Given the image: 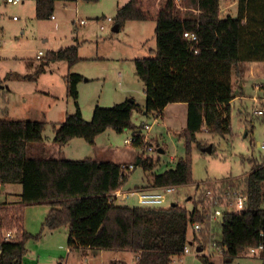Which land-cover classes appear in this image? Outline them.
Instances as JSON below:
<instances>
[{
    "label": "trees",
    "instance_id": "trees-1",
    "mask_svg": "<svg viewBox=\"0 0 264 264\" xmlns=\"http://www.w3.org/2000/svg\"><path fill=\"white\" fill-rule=\"evenodd\" d=\"M34 1L36 19L48 20L57 3L77 0ZM113 21L119 29L131 21L155 23L152 56L134 59L137 77L145 87V104L141 107L127 99L109 107L95 105L90 121H85L78 102V84L84 77L68 72L66 95L74 112L53 127L52 143L61 149L71 139L81 138L93 145L107 129L138 133L141 126L131 121L133 111L156 118L167 104L183 102L187 104L181 135L185 151L173 167L156 172L159 160L147 153L141 136L133 135L132 146L141 151L134 165L150 173V186L191 184L192 150L208 144L198 135L203 130L221 138L230 133V102L240 93L238 84L246 65L264 62V0H238L236 18L219 17V0H128L117 8ZM185 33L196 39L185 37ZM57 61H65L69 67L77 63L78 45L48 51L40 65ZM45 125L44 121L0 118V185H21L17 204H0V264H23L25 245L31 238L23 227V207L29 204L49 207L42 229L54 232L65 227L70 251H131L137 254L134 264H170L174 256H182L189 226L205 219L203 203L207 199L193 202L192 209L177 203L167 207L118 204L112 193L126 182L122 164L49 156L43 146ZM214 150L212 145L211 153ZM247 161L251 171L243 178L245 208L225 212L221 218L224 264L232 263L245 249L264 243V156ZM201 184L196 185L198 193ZM15 227L19 235L4 240V232ZM200 257L203 264H216L210 256ZM110 264L128 263L115 260Z\"/></svg>",
    "mask_w": 264,
    "mask_h": 264
},
{
    "label": "rangeland",
    "instance_id": "rangeland-1",
    "mask_svg": "<svg viewBox=\"0 0 264 264\" xmlns=\"http://www.w3.org/2000/svg\"><path fill=\"white\" fill-rule=\"evenodd\" d=\"M23 1L22 4L13 5L0 0V27L2 28V34L0 33V47H2V49L0 48V55H2L0 78L3 79L9 73L25 75L24 79L7 78L8 80H5L8 89L5 91L0 89V118L14 121H44L46 125L43 139L45 138L47 141L49 137H53L52 126L57 125V122L64 118L65 111H67L66 113L74 112L72 101L64 94V83L61 78V74L65 70L60 64H64L65 61L53 62L42 67L46 70L42 74L40 63L45 55L41 59H36V55L38 51L46 54L48 51H56L82 41L84 43L83 46H80V55H103L105 61L86 60L82 61L78 67H81L82 71H88L87 73L91 76L95 75V71L103 68L108 72V80L105 83L93 81L84 85L85 89L79 105H81L85 121H90L94 105L109 107L114 103H119L121 100H117L116 96L118 92H122L120 88L128 80L132 81L131 87L134 89L137 103L142 100L144 97L143 82L134 74V59L152 56L149 48L154 47L155 44L154 22H126L119 32H113L112 22L105 21L104 18L113 19L117 7L125 4L127 0H77L67 6H63L59 2L55 6L53 17L48 20L36 19L34 0ZM81 20L85 24L80 23ZM140 24L142 27H139ZM100 26H103L104 29L101 30ZM119 73L122 75V81L119 80ZM107 88L111 91V96L105 106L103 104L107 99ZM132 115L131 121L136 126H139L141 121H148L153 125V120L140 119V115L136 111ZM262 119L263 122L255 123L252 134H248L246 138L245 130L234 131V137L229 140L213 135L210 139V142L215 144L213 153H206L202 149L198 150L194 147L192 151L193 182L176 186L172 193L166 195V202L162 206L167 207L171 203H177L187 209H192L193 202L198 199H207L203 205L209 209L211 201L205 195V190H216L217 188L220 190L223 183L219 182L220 180L204 182L201 184L199 193L197 183L219 179L228 174L242 175L248 171L251 164L247 161L243 162V157L250 155V157L257 158L264 155V149L257 146V143H261L264 139V116H261L260 120ZM152 128L151 131L154 132L157 126L153 125ZM153 132L149 131L148 134L155 135L152 134ZM107 134H111V137ZM130 136L128 131L119 134L109 130L108 133L100 137L98 149L86 145V149H76L74 154H71L70 149H67L66 157L74 160L95 159V157L110 161L116 160L117 158L109 156L106 147H112V149L118 147L126 152L134 151L132 146L124 143V139ZM165 139L169 151L161 155V161L157 167L159 172L163 171L167 164L170 165L168 159L174 147L178 146L179 155L183 153L181 145H178L180 143L177 144L174 138L171 139L174 145L170 143V138L165 137ZM204 141L207 144L209 139H204ZM208 145L210 144L206 146ZM246 175L229 178L235 180L238 190H244L243 178ZM142 176L143 170L136 167L125 182L123 189L127 190L128 187L139 183ZM135 197L136 195H133L130 200L118 199L117 203L135 206L137 205ZM221 205H225L224 200ZM48 210L49 207L44 204H29L23 207V227L31 236L25 245L26 254L23 257V264H69L66 263L69 262L66 260L67 229L63 227L52 233L45 228L42 229ZM201 224L205 227L198 234L189 228L187 246L190 253L180 257L174 256L170 264H203L200 255L210 256L216 264H224L221 256L210 254L213 253V250H208L209 234L206 230L209 225L205 220ZM220 226L221 219L210 225V233L214 234L217 240L221 238ZM13 229H17V227ZM193 234L194 242L192 241ZM196 248H203V250L196 252ZM105 252L106 254L101 258L97 257L88 262L77 257L75 264H109L111 260H121L128 264L135 263V255L131 251ZM230 264H264V247L263 251L255 256L239 254Z\"/></svg>",
    "mask_w": 264,
    "mask_h": 264
},
{
    "label": "crops",
    "instance_id": "crops-1",
    "mask_svg": "<svg viewBox=\"0 0 264 264\" xmlns=\"http://www.w3.org/2000/svg\"><path fill=\"white\" fill-rule=\"evenodd\" d=\"M3 1L6 4H11V3H7L5 0H3ZM22 3H24L23 0H21V2L18 4H22ZM62 4H63V6H67L68 4H71V3H62ZM13 5H16V4H13ZM237 15H238V0H219V17L220 18H226L227 16H231L232 18H236ZM137 22L144 23V22H150V21H137ZM83 24H85V23H83ZM112 24H113V26H112V29H113L115 26L114 21ZM139 27H142L141 24L139 25ZM0 33L2 34V28L1 27H0ZM83 43H84V41H82L81 43L78 42V44L76 43V45H78V57H79V61L77 63H75L71 67L68 66L67 62H63L64 64H60V66L65 70L61 74V78H62V81L64 83L63 86H64V94L65 95H66L65 75L68 72L78 73V74L82 75L83 77H85V79H83L78 84V102L82 98V93L85 89V87H84L85 84L92 83L93 81H96V82L99 81V82L105 83V81L108 80V72H107V70H105V68H103L102 70L100 69L99 71H95L94 72L95 75L91 76L87 73L88 71H82L81 67H78V65H80V63L82 61H86V60L100 61V62L105 61L103 55H98V54L88 55V56L87 55H80V46H83ZM0 48L2 49V47H0ZM155 48H156V42L154 44V47L149 48V51L151 52L152 50H155ZM44 55L45 54H43V56ZM1 58H2V55H0V59ZM41 58H37V55H36V59H41ZM59 63H61V62H59ZM47 67H49V66H47ZM134 70H135V68H134ZM45 72H46V70H44L42 72V74ZM134 74L137 77L136 71L134 72ZM118 76H119V80L122 81L121 73H119ZM7 78H11L13 80L14 79L18 80V79H24L25 75H20L17 73H9L3 79L0 78V89L2 91H5L6 89H8L7 85L5 84L6 83L5 80H8ZM131 83H132V81L128 80L126 84H123V87L120 88L122 92H118V94L116 96V98H118L117 100H121L120 102H123L127 99H133L137 103V101L134 97L135 96L134 95V89L131 87ZM238 87L240 90L239 95L234 97L230 102V105H231V131L224 138L226 140H229L232 137H234V131L240 132L243 130H245V132H246L245 133V138H246L248 136V134H252V131L255 127V123L257 121L263 122V119L260 120L261 116L254 115L253 112H254V110H257V109H261L264 111V62H261V61H250V62H248L246 65V68H245V73L243 75V78H241V80L238 84ZM142 92H143L144 97L142 98V100L140 102L137 103L141 107L144 106L145 98H146L145 97L144 84H143ZM106 93H107V99H106L105 103L103 104L105 106H106V102H107L108 98H110V96H111V91L109 90V88H107ZM66 97H67V95H66ZM115 102H119V101H115ZM114 104H117V103H114ZM114 104H112V105H114ZM112 105H110V106H112ZM81 110H82V108H81ZM66 112L67 111H65V113H64V118H65L66 114H68ZM136 113H138L140 115V119L141 118H148L150 120L154 119V117L146 116L144 113H140L137 111H136ZM132 117H133V115L131 116V119H132ZM64 118L61 121L57 122V125H53L52 128L58 127V125L64 120ZM83 118H84V114H83ZM156 118H157L156 119L157 121H155V122L153 121V125L157 126V129L154 132L151 131V129H153L152 128L153 125L150 124L148 121H141L139 124V126H141V129L146 124L150 125L151 128L149 131L153 132L152 134H155V135H149L148 133H147L148 135L146 134L148 137L149 144L155 148V150L153 151L154 153L150 152L149 155H152L155 158H158L159 162L161 161V159H160L161 155H164L169 151V148H168L169 146L166 143L165 137L167 139L170 138V143H172V144H173V142L171 141V139L174 138V140L177 142V144L180 143L178 145H181V151L183 152L182 155H179L180 151H178V146L174 147V149L172 150V153H170L169 159H168V161L170 162V165L167 164L165 166V169H167V168L173 167L174 164L176 163V161L184 155L185 147H184V143H183V140L181 138V135H182V133L185 129V126H186L187 104L183 103V102L169 103L162 110L161 114ZM36 121H39V120H36ZM109 130L110 129H107L105 132L98 135L95 138V143L91 146L98 149L99 148V142L98 141H99L100 137L102 135L108 133ZM52 131H53V129H52ZM128 132H130L131 135L134 133L133 131H128ZM107 135L109 137H111V134H107ZM212 136L213 135L206 133L204 130L202 133H200L198 135L199 139H203V140L209 139V141L207 143L210 144L211 147H212V145L215 146V144L210 142V139ZM263 137H264V133H263ZM53 138H54V132H53V137H49L47 141L45 140V138L43 139V146L47 150V154L51 157H65V158H67L66 157L67 149H70L71 154H74L77 150L86 149V147L89 146V144L87 142H85L83 139L74 138V139H71L67 144H65L61 149H57L52 143ZM125 139H127V138H125ZM263 143H264V139L261 143L260 142L257 143V146H259L261 148V145ZM126 145H129V144H126ZM109 146H111V145H109ZM129 146H132V145H129ZM100 149H102V148H100ZM133 149H135V150L126 152L124 150L119 149L118 147H116L115 149H112V147H106V151L109 152V156H111L112 158L113 157L117 158L116 160H111L112 162H118L121 164H125V163L133 164L134 169L127 174L126 181L132 175V173L134 172V170L136 168V166L134 165L135 156L141 152L140 149H138V148L133 147ZM198 150H200V149H198ZM247 151H248V149H247ZM262 156H264V155H260L259 157L256 158L253 156L250 157V155H246L243 157V162H246L247 159L249 160V158H252V159L256 158L259 161ZM71 158H75V157H71ZM95 159L103 160V161H110V160L100 159L99 157H95ZM157 167L155 168V171L159 172V171H157ZM250 171H251V166H250V169L248 171L244 172L243 174H248ZM149 175H150V173H144L143 172V176H142L139 183H136L132 187H128L127 190H124L122 188L118 191L125 193V192H129V191H133V190H142V189L154 188V187L149 185ZM242 175L233 176L231 174H228V175H225L219 179H214V180L210 179V180L202 181L200 183H204L207 181L224 180V179L229 178V177L236 178V177L242 176ZM18 185L19 184L0 185V204L2 203V204L14 205V204L18 203L19 195L21 194V185H19V186ZM133 195H135V194H133ZM133 195L131 194L125 200H130ZM118 199H123V198L119 197V198H117V200ZM135 199L137 202V197H135ZM137 205H138V203H137ZM137 205H135V206H137ZM105 251H112V250L77 248V249L70 251L67 248L66 260H69V262H66V263L75 264L77 261V257H81L82 261L88 262V261L96 259L97 257L101 258L102 256H104L106 254ZM119 251H121V250H119ZM134 255H135L134 260L136 262L137 254L134 253ZM111 262H112V260L109 262V264Z\"/></svg>",
    "mask_w": 264,
    "mask_h": 264
},
{
    "label": "built area",
    "instance_id": "built-area-1",
    "mask_svg": "<svg viewBox=\"0 0 264 264\" xmlns=\"http://www.w3.org/2000/svg\"><path fill=\"white\" fill-rule=\"evenodd\" d=\"M7 3L11 4H18L21 2V0H5ZM15 19V17H14ZM105 21H109L113 23L112 18H104ZM80 23H85L83 20L80 21ZM101 30H103V26H100ZM185 37H189L191 40H195L196 36L194 34H184ZM43 56V53L41 51L38 52L37 58H41ZM254 115L257 116H263L264 111L261 109L254 110ZM157 118H154L153 121H157ZM150 125H144L142 129L139 130V132L132 134L130 137L124 140L125 144L132 145L133 135L141 136L143 143L147 147V153L153 152L155 148L151 146L148 142L147 133L150 130ZM261 148L264 149V143L261 145ZM134 169L133 164H122L121 165V173L122 177H125L129 172H131ZM219 182L223 183V186L218 190H205V195L209 198L211 201V204H209V209H207L206 215H205V221L208 223L209 227L207 230L209 234V244H208V250H213V253H210L211 255L214 254L216 256H222L225 248L220 244V239L217 240L216 236L214 234L210 233V225L212 223H215L218 221V219H221L223 214L225 212H240L245 208L246 201H247V195L245 194L244 190L237 189L234 179H224L220 180ZM176 186L168 185V186H161V187H154L151 189H142V190H133L129 192L122 193L120 191H115L112 193V196L114 198H123L127 199L131 194H135L137 197V203L141 206H162L163 203L166 202V195L170 194L174 191V188ZM220 187V186H219ZM222 200H224L225 205H221ZM209 201V202H210ZM221 201V202H220ZM205 225L201 224L200 222H196L189 226V228L196 234L200 233ZM17 229L8 230L5 231L3 234V238L6 241H12L17 236ZM263 244H260L257 247H250L245 249L240 254L249 255V256H255L259 254L263 250ZM203 248H201V251ZM190 250L188 246H185L183 249L182 255L189 254Z\"/></svg>",
    "mask_w": 264,
    "mask_h": 264
},
{
    "label": "water",
    "instance_id": "water-1",
    "mask_svg": "<svg viewBox=\"0 0 264 264\" xmlns=\"http://www.w3.org/2000/svg\"><path fill=\"white\" fill-rule=\"evenodd\" d=\"M112 31L118 32L119 28L115 25L114 28L112 29ZM202 151L206 152V153H211V145H208V146L202 148ZM200 251H201V248H196V252H200Z\"/></svg>",
    "mask_w": 264,
    "mask_h": 264
}]
</instances>
